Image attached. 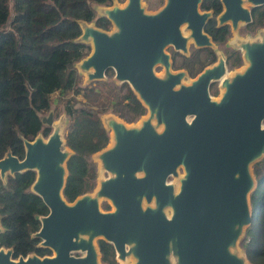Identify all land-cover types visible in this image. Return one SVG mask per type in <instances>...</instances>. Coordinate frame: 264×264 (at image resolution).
I'll return each instance as SVG.
<instances>
[{
	"label": "water",
	"instance_id": "1",
	"mask_svg": "<svg viewBox=\"0 0 264 264\" xmlns=\"http://www.w3.org/2000/svg\"><path fill=\"white\" fill-rule=\"evenodd\" d=\"M201 3L164 0L154 13L143 0L98 6L111 32L79 22L74 43L90 52L74 65L78 75L91 85L111 71L113 82L128 85L147 117L133 125L112 114L100 119L110 133L109 145L93 154L101 179L72 202L63 195L74 154L62 135L65 120L54 124L52 112L41 117L52 131L24 140L21 160L8 151L0 160V180L35 173L29 190L48 214L38 218L32 237L53 255L14 260L12 249L0 248V264H102L98 241L112 245L122 264H251L240 241L252 224L253 166L264 158V32L235 46L244 63L240 70L229 74L219 57L185 84L187 74L171 70L166 49L186 56L191 43L214 48L203 33L211 14L200 12ZM221 3L218 24L235 32L251 23L250 8L264 0ZM214 83L217 99L210 94ZM102 202L112 210L103 211Z\"/></svg>",
	"mask_w": 264,
	"mask_h": 264
},
{
	"label": "trees",
	"instance_id": "2",
	"mask_svg": "<svg viewBox=\"0 0 264 264\" xmlns=\"http://www.w3.org/2000/svg\"><path fill=\"white\" fill-rule=\"evenodd\" d=\"M111 2L0 0V160L8 151L21 160L24 140L31 142L38 134L47 137L51 129L41 124V116L51 109L56 94H71L64 107L69 118L66 146L74 153L67 162L68 177L63 191L68 202L93 191L95 170L88 158L104 149L109 140L100 121L104 109L77 101V97L87 99L93 95L96 83L80 87L74 65L89 54L90 48L74 40L81 34L80 21L110 30V22L97 17L94 6H109ZM202 8L212 9L215 14L220 11L218 0H203ZM252 17V30L264 28V7L255 9ZM206 31L215 42H223L227 36L226 29L216 31L212 23ZM206 52L212 55L210 50ZM177 56L176 68L185 65L191 76L207 64L198 54L189 59ZM230 58L231 68L241 65L239 52L231 53ZM105 83L113 90L112 114L125 123L145 115V108L127 84ZM253 173L257 187L250 196L252 224L240 241V248L251 264H264V158L253 166ZM34 179L35 173L29 171L8 176L5 183L0 180V224L4 230L0 234V248L12 249L14 259L31 253L39 257L51 254L48 249L38 248L39 240L31 237L40 228L38 218L48 214L42 200L29 190ZM98 247L103 264H117L111 245L98 241Z\"/></svg>",
	"mask_w": 264,
	"mask_h": 264
},
{
	"label": "rangeland",
	"instance_id": "3",
	"mask_svg": "<svg viewBox=\"0 0 264 264\" xmlns=\"http://www.w3.org/2000/svg\"><path fill=\"white\" fill-rule=\"evenodd\" d=\"M162 1H163V4H164V0H160V2H159V0H143V6H144L145 10L148 13H154V12H156L157 10H159L162 7V6L161 7H158V4L161 5V2ZM125 4H126V0H115L107 8H111V7L115 6V5L122 8ZM100 7L101 8H105L104 6H100ZM98 8L99 7H95L94 6V9H95V12H96V16L97 17H100V13L97 12V9ZM92 24H94V23H91V25ZM111 31H113V27L112 26L110 27V31H108V32H111ZM261 32H264V29L260 30L257 33L252 34L251 36H246L248 34H246L243 31V27H240V29L238 31L232 32L231 37H230V39L228 40V43H227L228 49H235V46L239 42L254 41V40L259 39V36H260ZM223 48H224V46H222V47L221 46L220 47H214V51L216 52L217 57L224 56L223 55L224 54L223 53V51H224ZM171 50H172V48H169L168 49V53L169 54H171ZM188 55H189V51H188V54L186 56H188ZM243 67H244V63L242 61V65L239 68H236V69L230 71L229 74H231L234 71H238V70H240ZM155 72H156L157 75H161L162 72H163V70L156 69ZM112 75H113V73L111 71H108L106 73V75H105L104 82H95L96 84L93 83V84H95L96 90L94 91L93 95L88 96L87 99H83L82 97H77L78 103H86L87 105L91 106L94 109H104V114L101 115V118L104 117V116H108L109 114H112L111 113V103H112L111 93H112L113 90H112L111 87H109L105 83L107 81H112L113 82V80H112L113 76ZM79 76H80V87L81 88H85V87L89 86V85L85 84V77L82 76V75H79ZM190 81L191 80L188 79V78H186L184 80L185 84L190 83ZM114 85L119 86V85H117L115 83H114ZM212 87H213V92L216 93L217 95L216 96H212L211 95V96L213 98H216L217 99L219 97V95H220L219 83H214ZM71 97H72V95L71 94H67V93H63L61 95L56 94L54 96V99H53V102H52V105H51V109L46 114H44V115L41 116V117H47L48 114H49V112H52L53 113V119H54L53 120V123L54 124H57L58 121H60L61 118H64L65 125H64V130L62 132V135L63 136L66 135V129H67V126L69 125V118L65 115L64 107H65V104L67 103V101ZM112 115L115 116L116 118L120 119L115 114H112ZM146 117H147V111H146L145 115L142 116L141 118L134 120L133 123H127V124L128 125L139 124L140 120L142 118H146ZM50 129L52 131V128H50ZM108 137H109V140H108L107 146L110 143V133H108ZM93 156L94 155H91L88 158V162H89L90 166L95 170L94 188H96L98 186V179H101V178H100L98 163L94 159ZM106 176H107L106 174H103V177L102 178H104ZM106 206H109L110 207V210H112V208L109 205V203H107V202H102L101 203V208H102L103 211H106V208H105ZM240 251L243 254L242 249ZM117 263L118 264H122L119 261H117ZM130 263L131 262H129L128 264H130Z\"/></svg>",
	"mask_w": 264,
	"mask_h": 264
},
{
	"label": "flooded vegetation",
	"instance_id": "4",
	"mask_svg": "<svg viewBox=\"0 0 264 264\" xmlns=\"http://www.w3.org/2000/svg\"><path fill=\"white\" fill-rule=\"evenodd\" d=\"M115 0H112V2L111 3H113ZM160 1V0H159ZM211 1V0H210ZM218 2H219V5H220V11H219V13H217V14H215L214 13V11L212 10V9H209V10H205V9H203L202 8V4H203V0H202V3H201V5H200V12H202V13H210L211 14V16H210V18L207 20V22H206V24L204 25V27H203V33L206 35V36H208L209 38H210V40H211V42H212V44H213V46L214 47H222V46H224V51H223V55L224 56H221L223 59H224V64H225V67H226V70L228 71V72H230V71H232V70H234V69H236V68H239L241 65H242V57H241V53H240V51H238V50H236V49H228V46H227V43H228V40L230 39V37H231V34H232V32H234L233 31V29H232V26L230 25V24H224V25H221V26H219V24H218V21H217V18H218V16L223 12V6H222V3H221V0H218ZM111 5V4H110ZM109 5V6H110ZM163 5V1H162V3H161V5L160 4H158V7H161ZM109 6H106V7H109ZM262 7H264V5L263 6H261V7H257V8H250L251 10H250V15H251V23H249V24H246V25H241V26H239L238 27V29L236 30V31H238L239 29H240V27H243V31L246 33V34H248V35H246V36H251L252 34H254V33H257L259 30H262V29H264V28H261V29H256V30H252L251 29V25H252V23H253V17H252V14H253V11L255 10V9H258V8H262ZM213 24V29L214 30H216V31H218V30H222V29H226V31H227V36H226V38L224 39V41L223 42H215L213 39H212V36L210 35V34H208L207 33V31H206V28H207V26L209 25V24ZM110 31V30H109ZM171 48V47H170ZM168 49L169 48H167L166 49V53L167 54H169L168 53ZM192 49V50H191ZM203 51V52H200V51ZM206 50H210L211 51V53H212V55H208L207 54V52H206ZM188 51H189V55L188 56H184V55H182L181 53H178V52H175L174 50H173V48H172V50H171V54H169V56H170V60H171V63H172V66H171V70L172 71H174V72H176V71H184L186 74H187V78L188 79H190V80H193V79H195L204 69H206V68H208V67H210V66H212V65H214V64H216L217 62H218V59H219V57H217V55H216V52L214 51V48H203V49H196L195 47H194V45L191 43L189 46H188ZM234 52H239V54H240V57H241V65L240 66H238V67H235V68H231V64H232V61H233V58H230V55H231V53H234ZM192 54L194 55V54H198V58L200 59V60H202V61H205V62H207V64H206V66L198 73V74H196L195 76H191L190 74H189V72H188V70H187V68H186V66L184 65L182 68H176V66H175V64L176 65H178V60H179V57L177 56V55H179V56H183V57H185V58H187V59H189L191 56H192ZM174 59H176V61H174ZM180 62H181V60H180ZM156 69H161V70H163L162 69V67H157ZM156 69H155V71H156ZM212 86H213V84H212ZM210 87V94L212 95V96H216L217 94L216 93H214L213 92V87ZM108 207V209L106 210V211H109L110 210V207L109 206H107ZM35 234V233H34ZM32 237V236H31ZM33 238V237H32ZM33 239H35V238H33ZM36 240H38V239H36ZM40 240H39V243H38V245H37V247L38 248H40L39 247V244H40ZM110 245V244H109ZM112 246V245H111ZM43 249H45V248H43ZM50 251V250H49ZM113 251H114V249H113ZM51 252V251H50ZM36 255L35 253H31V254H28V255ZM27 255V256H28ZM53 254H52V252H51V254L50 255H48V256H52ZM114 255H115V253H114ZM36 256H38V255H36ZM19 257H22V256H19ZM18 257V258H19ZM26 257V256H25ZM25 257H23V258H25ZM39 257V256H38ZM44 257H47V255L46 256H43V257H40V258H44ZM17 258V259H18ZM14 259V258H13ZM14 260H16V259H14ZM103 264V263H102ZM118 264V263H117Z\"/></svg>",
	"mask_w": 264,
	"mask_h": 264
},
{
	"label": "crops",
	"instance_id": "5",
	"mask_svg": "<svg viewBox=\"0 0 264 264\" xmlns=\"http://www.w3.org/2000/svg\"><path fill=\"white\" fill-rule=\"evenodd\" d=\"M96 88V87H95ZM113 92V91H112Z\"/></svg>",
	"mask_w": 264,
	"mask_h": 264
}]
</instances>
